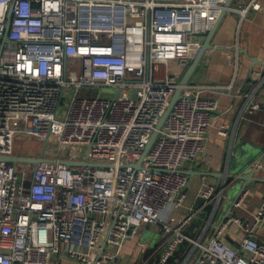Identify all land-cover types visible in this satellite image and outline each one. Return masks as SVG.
Here are the masks:
<instances>
[{"label": "built area", "instance_id": "2783aa9c", "mask_svg": "<svg viewBox=\"0 0 264 264\" xmlns=\"http://www.w3.org/2000/svg\"><path fill=\"white\" fill-rule=\"evenodd\" d=\"M225 2L0 0V156L57 160L0 162V264H264V244L255 239L264 202L251 222L238 213L247 189L215 229L235 179L206 182L199 204L179 212L218 122L219 98L232 90L197 82L196 71L180 82ZM250 10L264 13V0L247 1L240 13ZM239 56V46L211 42L199 65L236 67ZM170 60L177 74L168 71ZM248 85L254 109L264 71L251 70ZM218 132L233 142L234 130ZM35 143L37 154L15 153ZM231 228L235 245L225 238ZM146 229L159 238L143 241ZM130 242L132 261L125 259Z\"/></svg>", "mask_w": 264, "mask_h": 264}, {"label": "crops", "instance_id": "0c3cea01", "mask_svg": "<svg viewBox=\"0 0 264 264\" xmlns=\"http://www.w3.org/2000/svg\"><path fill=\"white\" fill-rule=\"evenodd\" d=\"M247 1L249 0L232 1V11L224 16L213 38V43L219 47L239 46L238 65L234 67L230 64L205 61L196 70L195 80L197 82L232 85V90L230 95L219 98L220 116L218 122L211 132L205 152L201 155L203 162L198 165L197 170L191 172L192 177L187 188L188 197L184 207L179 209L180 213L199 204V193L206 182L214 183L228 173H243L252 177L248 179L249 182L245 188L249 193L244 208L238 211L239 215L247 222L252 221V215L264 202V155H261L259 150L264 147V85L254 97V109L248 107L244 95L250 88L248 83L251 70L264 71V13L250 10L243 16L240 10L246 6ZM187 67L184 68V72ZM242 112V120L237 124L238 116ZM222 125H226L230 133L235 131L233 142L227 135L219 134L218 129ZM261 157L263 158L261 159ZM253 159L261 163L260 169L251 165V162H254ZM248 162L250 166L244 168L245 164H249ZM202 175H206L207 179L202 180ZM234 179L229 189L237 185L238 194L245 181L239 177ZM227 199L228 191L224 202ZM224 202L221 218L228 209ZM221 218L216 224L220 222ZM188 228L191 229V226ZM235 236V230L231 228L225 238L235 245L237 244ZM255 239L264 244V222L257 226ZM134 245V242L127 244L125 259L131 258V261L135 259ZM50 264L81 263L69 258H54Z\"/></svg>", "mask_w": 264, "mask_h": 264}, {"label": "water", "instance_id": "95a60500", "mask_svg": "<svg viewBox=\"0 0 264 264\" xmlns=\"http://www.w3.org/2000/svg\"><path fill=\"white\" fill-rule=\"evenodd\" d=\"M233 0H226L225 2V8L222 10L214 28L211 30V32L207 35L204 44L202 46V49L200 51V53L198 54V56L192 61V63L187 67V69L185 70L182 78H181V86H185L191 79L192 75L195 73V71L197 70L199 63L202 59V57L205 55L206 51L208 49L211 48V42H213V38H214V34L219 26V24L221 23V21L223 20L224 16L227 14V10L226 8L231 7V4ZM246 52V51H244ZM181 96V88L177 89V91L175 92L174 96L171 98L169 105L167 106L164 114L159 118V122L156 126V130L154 131L149 143L147 144V147L145 148L142 157H144V155L147 153V151L149 150V148L151 147L152 143L154 142L155 138L158 135L159 130L161 129V127L163 126L167 116L169 115L171 109L173 108L176 100ZM261 155H264V147L263 148H259ZM263 157H261L262 159ZM258 159V158H257ZM254 160V159H253ZM256 160H254L255 162ZM0 162H6V163H12V162H24V163H32V164H38V163H42V162H57V160L54 159H50V158H45V157H38V158H33V157H23V156H0ZM63 163H67V164H71L70 162H63ZM249 163V162H248ZM244 165V164H243ZM251 165L253 166V162H251ZM247 166H250L249 164H245L244 168H246ZM226 176L229 179H234L236 177H239V179L244 180V184L242 186V188L240 189V191L238 192V194L236 195V197L234 198V200L232 201V203L229 205L228 209L226 210L225 214L222 216L220 222L215 226V229L218 230L220 227V224L223 222V220L228 216L233 214L232 211V206L234 201L237 199L238 195L246 188V186L248 185V179L252 178L251 176H246L243 173L242 174H238V173H228L226 174Z\"/></svg>", "mask_w": 264, "mask_h": 264}, {"label": "rangeland", "instance_id": "374dc122", "mask_svg": "<svg viewBox=\"0 0 264 264\" xmlns=\"http://www.w3.org/2000/svg\"><path fill=\"white\" fill-rule=\"evenodd\" d=\"M168 69H169L168 71L171 74H177L178 73V63L174 60H170L168 63ZM67 101H68V98H66V100H63L61 102L62 109L66 107ZM33 148H35L38 151L41 148V145L35 143L33 147L31 146L27 148L24 146V144H19L15 146V153L23 154L26 156L35 155L37 153H35ZM236 187L237 185L233 186L231 189L228 190V199L224 202L226 204V207H229V205L232 203L235 196L237 195L238 190L236 191ZM159 235L160 233L158 231H155L154 229H146V231L144 232V235L142 236V240L154 242L155 240L159 238Z\"/></svg>", "mask_w": 264, "mask_h": 264}]
</instances>
